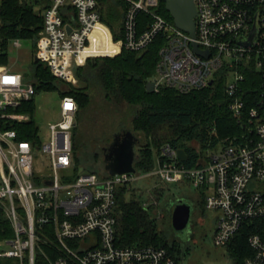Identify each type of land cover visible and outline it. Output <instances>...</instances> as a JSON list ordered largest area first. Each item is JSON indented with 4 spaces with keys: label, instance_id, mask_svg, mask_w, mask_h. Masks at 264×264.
I'll use <instances>...</instances> for the list:
<instances>
[{
    "label": "built area",
    "instance_id": "2783aa9c",
    "mask_svg": "<svg viewBox=\"0 0 264 264\" xmlns=\"http://www.w3.org/2000/svg\"><path fill=\"white\" fill-rule=\"evenodd\" d=\"M120 1L126 5L122 49L142 54L158 39L162 43L152 81L155 91L168 88L187 94L225 74L226 93L233 99L230 110L239 122L246 118L245 133L218 145L198 167L187 168L178 150L165 144L155 169L137 176L155 174L165 184L202 189L206 208L218 214L215 245L226 247L244 222L264 223V0H194L195 38L159 14L160 0ZM39 9L43 29L35 57L56 78L72 84L78 72L74 68L101 52L89 46L97 42L102 27L101 5L97 0H51ZM193 43L208 55L195 52ZM12 44L18 49L22 41ZM249 69L262 79L247 109L240 94ZM35 94L34 84L25 85L23 74L0 65V210L14 230V238L0 245V259L36 264V227L49 225L59 253L51 264H179L164 248L117 244V195L137 172L111 176L76 171L78 104L73 97L61 99L60 119L49 125L46 142L40 139V128L37 141L19 139L10 126L31 121L16 110ZM41 158L49 160L52 173L36 177V160ZM42 236L49 237L46 231ZM249 246L253 256L243 264H264V225L263 233L250 236Z\"/></svg>",
    "mask_w": 264,
    "mask_h": 264
},
{
    "label": "trees",
    "instance_id": "16d2710c",
    "mask_svg": "<svg viewBox=\"0 0 264 264\" xmlns=\"http://www.w3.org/2000/svg\"><path fill=\"white\" fill-rule=\"evenodd\" d=\"M37 1L0 0V65L9 64L11 40H29L34 45L29 67V82L34 84L36 94L30 101L23 102L16 110L18 113L29 115L31 121L23 125L10 126L18 131L19 139L24 141L38 139L39 127L34 119L37 111L35 100L37 95L58 93L61 99L67 96L73 97L78 104L77 116L79 110H83L91 101L87 86L75 87L65 83L56 78L46 64L35 62L37 40L43 29V19L37 11L40 6L42 7L43 1L41 4ZM50 1L44 0L45 6H48ZM97 1L102 8V21H105L114 31L116 27L113 19V5L120 4L125 10V3L120 0ZM104 8L105 16H103ZM158 12L169 21H173L162 0H160ZM161 44L158 39L142 54L122 50L115 57L92 58L88 63V67L96 70L107 97L111 96L138 107L132 126L136 133L145 138V144L140 148V154L134 162L136 172L141 174L155 169L157 155L165 144H170L177 150H184L188 160L181 163L187 168H196L202 160L208 159L209 151L227 139L244 134L246 131L244 127L247 125L245 116V119L239 122L238 117L230 110L233 99L226 93L228 77L225 74H218L213 85L187 94H180L168 88L149 93L146 84L153 79ZM84 69L82 67L78 70V79L84 76L86 71ZM244 73L246 80L240 95L248 102L247 109H250V102L258 96L262 76L254 69ZM81 147L74 133L73 150L76 171H78L77 162H79L77 154ZM96 159L97 156H95ZM88 173L99 174L93 171ZM130 184L121 186L117 195V244L121 247L164 248L181 264L188 251L182 242L169 239L166 232L160 230L157 219L144 208L141 199L136 198L134 192L129 190ZM158 193L162 195L163 191ZM200 201L205 211V198ZM263 225V221L259 220L244 222L241 230L226 246L232 262L243 264L247 258L253 256L249 238L255 233H263ZM45 231L48 233V238L42 236ZM36 233L40 237L36 248V264H51V260L59 255L54 250L55 236L52 228L49 225L42 228L36 227ZM175 234L179 235L176 232ZM13 238L12 224L6 214L0 210V245ZM0 264H12V262L0 259Z\"/></svg>",
    "mask_w": 264,
    "mask_h": 264
},
{
    "label": "rangeland",
    "instance_id": "374dc122",
    "mask_svg": "<svg viewBox=\"0 0 264 264\" xmlns=\"http://www.w3.org/2000/svg\"><path fill=\"white\" fill-rule=\"evenodd\" d=\"M43 6H45L44 0ZM113 7V19L115 20L116 29L113 31L105 21H102V27L95 36L97 42L89 44L92 49L101 51L94 58H112L124 50L122 49L124 8L117 3ZM105 15L106 9L104 8L103 16ZM12 41L14 40L10 42L9 64L5 66H9L23 74L25 85H27L29 83V67L34 50L33 42L21 40L22 46L17 49L13 46ZM92 58H87L82 66L86 70L84 76L79 79L77 77L74 83H70L75 87L87 86L91 97L89 104L83 110H79V115L76 117L77 128L75 127L74 133L82 145L81 150L77 154L79 159L77 167L79 173L93 171L104 175L107 173L105 170V157L110 154V148L116 134L127 131L133 134L135 137L134 150L137 158L140 154V148L145 144V138L143 135L136 133L132 126L138 107L127 104L120 99L106 96L97 77L96 70L88 67V63ZM155 75L156 68L153 79L150 82L154 80ZM35 100L37 111L34 119L40 128L39 136L41 141L46 142L49 135V125L60 119L61 98L58 93H42L37 95ZM95 156H97L96 160ZM40 162L41 164H39ZM43 165H45L44 169ZM36 167V177L41 174L49 175L52 173L49 160L47 162L42 158L39 161L36 160ZM137 174L135 175L136 179L130 182L129 190L134 192L136 198L141 199L144 208L153 214L157 219L160 230L166 232L169 239L182 242L188 253L181 264H231L226 247H217L215 245L214 233L217 220L214 218L213 212H209L206 207L204 211L200 205V200L205 198L202 194V189H196L185 183L165 184L162 182L161 177L155 174L142 178L137 176H142L144 173L137 172ZM162 191L163 194L159 195L158 192ZM180 200L192 205L189 228L184 233L186 240L176 235L173 227H171L172 212ZM233 263L237 264L236 262Z\"/></svg>",
    "mask_w": 264,
    "mask_h": 264
},
{
    "label": "water",
    "instance_id": "95a60500",
    "mask_svg": "<svg viewBox=\"0 0 264 264\" xmlns=\"http://www.w3.org/2000/svg\"><path fill=\"white\" fill-rule=\"evenodd\" d=\"M165 3L166 10L173 18L176 26L183 31L189 33L193 38L196 37V24L195 17L197 15L196 6L194 0H162ZM70 30V28H69ZM194 51L198 54H207L199 50L198 45L193 43ZM35 62L38 59L35 57ZM74 70L77 72L78 68ZM212 85V82L210 83ZM146 89L149 93L155 92V83L148 82ZM130 141L121 147L116 141V136L112 147L110 148V154L105 157V170L110 175H121V174H134L136 168L134 167L135 159L137 158L134 150V136L129 132ZM178 157L182 161L188 160V155L182 149L178 150ZM192 205L185 203L180 200L172 212L171 223L173 230L176 233H184L188 228L191 220Z\"/></svg>",
    "mask_w": 264,
    "mask_h": 264
},
{
    "label": "flooded vegetation",
    "instance_id": "af4514ba",
    "mask_svg": "<svg viewBox=\"0 0 264 264\" xmlns=\"http://www.w3.org/2000/svg\"><path fill=\"white\" fill-rule=\"evenodd\" d=\"M129 132L127 131V132H123V133H118V134H116V141H117V143H118V145L119 146H125V144L127 143V142H129L130 141V139H129ZM185 233V232H184ZM184 233H181V234H179V236H181V238H183L184 240H186L185 238H186V236H185V234ZM185 236V237H184Z\"/></svg>",
    "mask_w": 264,
    "mask_h": 264
},
{
    "label": "crops",
    "instance_id": "0c3cea01",
    "mask_svg": "<svg viewBox=\"0 0 264 264\" xmlns=\"http://www.w3.org/2000/svg\"><path fill=\"white\" fill-rule=\"evenodd\" d=\"M11 45V44H10ZM89 58H90V56H89ZM81 68V67H80ZM79 68V69H80ZM78 69V70H79ZM76 78H77V76H76ZM116 136V135H115ZM107 175H110V174H108V172H107ZM112 176V175H111ZM209 212H213V211H209ZM213 214H214V218L217 220V217H218V214L216 213V212H213Z\"/></svg>",
    "mask_w": 264,
    "mask_h": 264
},
{
    "label": "bare ground",
    "instance_id": "6f19581e",
    "mask_svg": "<svg viewBox=\"0 0 264 264\" xmlns=\"http://www.w3.org/2000/svg\"><path fill=\"white\" fill-rule=\"evenodd\" d=\"M101 27L99 28L98 32L100 31Z\"/></svg>",
    "mask_w": 264,
    "mask_h": 264
}]
</instances>
